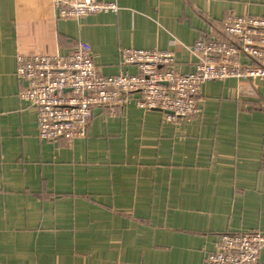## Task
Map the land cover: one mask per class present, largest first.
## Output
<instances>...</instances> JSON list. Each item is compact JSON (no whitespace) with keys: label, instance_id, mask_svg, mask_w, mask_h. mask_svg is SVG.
<instances>
[{"label":"crops","instance_id":"crops-1","mask_svg":"<svg viewBox=\"0 0 264 264\" xmlns=\"http://www.w3.org/2000/svg\"><path fill=\"white\" fill-rule=\"evenodd\" d=\"M106 1L119 11L64 20L53 0H0V264H206L220 236L264 231V80L206 83L189 125L132 105L96 111L84 139H39L19 57L85 43L104 77L136 74L130 49L188 74L227 18L264 19V0Z\"/></svg>","mask_w":264,"mask_h":264},{"label":"built area","instance_id":"built-area-1","mask_svg":"<svg viewBox=\"0 0 264 264\" xmlns=\"http://www.w3.org/2000/svg\"><path fill=\"white\" fill-rule=\"evenodd\" d=\"M53 1L64 20L119 11L106 0ZM223 35V40H199L192 46L196 62L188 74L178 70L169 52L130 49L122 52V63L135 68L136 74L104 77L85 43L55 57H19L18 98L35 110L41 141L84 139L96 111L106 122L132 105L160 112L167 124L189 125L202 116L199 97L206 83L264 80V19L229 17ZM263 249L264 231L225 234L206 264H264Z\"/></svg>","mask_w":264,"mask_h":264}]
</instances>
